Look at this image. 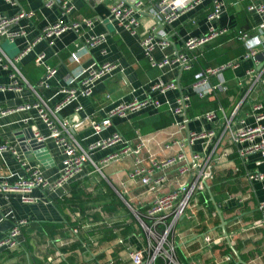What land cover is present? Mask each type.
<instances>
[{"label": "crops", "instance_id": "1", "mask_svg": "<svg viewBox=\"0 0 264 264\" xmlns=\"http://www.w3.org/2000/svg\"><path fill=\"white\" fill-rule=\"evenodd\" d=\"M222 2L224 10L213 23L207 21L212 11L210 0H202L191 11L180 15L165 27L168 46L164 50L154 49L148 55L140 45V37L153 23L147 13L141 15L138 36H131L110 20L108 6L111 1L74 0L71 13L65 17L59 6L46 8L43 0H19V7L0 0L2 15L14 16L21 9L33 12L30 20L19 22L25 37L9 42L18 49L14 58L32 44L30 52L16 65L26 82L18 84L20 91L9 87L11 72L0 65V111H9L0 115V144H9L22 152L20 139L33 135V128L41 136L47 134L35 110H20L36 100L32 88L48 105L55 107L66 97L62 90L79 89L88 71L100 70L105 64L112 67L94 79L91 95L77 96L58 112L63 119L72 120L76 116L83 122L81 129L75 132L81 145L88 146L115 132L132 144H136L138 138L144 139L148 143L141 157L148 164L151 155L158 162L175 156V150L163 149L173 140L182 141L188 155L193 152L204 156L208 152L202 151L203 140L189 144L187 131L214 133L211 146H216V150L209 162L211 179L195 189L189 208L167 237L176 264H264V213L259 209L264 203V180H248L250 173H264V158L254 154L243 162L229 140L223 117L224 114L230 120L231 131L251 127L255 125L252 107L264 104V69L260 81L253 85V79L246 75L252 63L242 60L245 48L240 38L244 33L250 36L258 33L259 18L247 11L248 0ZM148 5L149 1H145V6ZM82 19L92 20L93 25L90 28L82 26L78 32L66 31L52 44L46 40L33 44L45 27ZM212 26L227 29V34L194 52L185 49L188 38H199ZM90 36H104L105 40L90 48L85 45ZM3 41L5 39H0ZM71 53H77L78 63L71 60ZM39 54L44 55L46 66L56 70L47 80V87H38L45 75L44 65L35 62ZM176 54L190 57L191 67L196 58L205 60L207 56L205 69L233 64L222 72L224 91H216L204 99L191 96L186 113L190 121L181 131L174 126L176 118L170 112L178 92L150 90L159 82L174 83L182 93L190 94V85L182 77L186 70L175 62ZM165 57H170L171 62L161 68L150 63V58L161 63ZM259 65V62L255 65L258 71L262 68H258ZM210 82L213 84L215 78L211 77ZM220 96L226 99V106L216 100ZM146 99L158 101L161 106L113 117L111 125L99 133L90 129L91 122H101L118 106ZM77 107L80 110L75 113ZM208 111L217 113L215 121L196 120L193 116ZM42 144L48 154L45 164L36 159L30 161L39 163L43 175L53 180L61 168V149L51 140ZM122 147L123 144L118 143L106 150L91 152L90 156L101 166L103 159L119 154ZM40 150L41 146L37 152ZM134 161V156L112 159L102 167L103 175L86 168L59 190L34 191L32 196L37 201L32 204H23L18 192L0 191V239L16 220L27 221L21 228L18 247L0 249V264H131L126 250H144L147 246V237L138 218L150 225L146 213L155 200L175 191L187 180L177 174L178 166H175L162 172L167 182L159 191L148 192L128 178L135 168ZM21 175L17 161L9 153L0 154V185L12 184ZM169 221L168 218L167 223ZM157 231L161 233L163 228ZM205 237L211 239L210 243L204 242ZM162 263L157 259L155 264Z\"/></svg>", "mask_w": 264, "mask_h": 264}, {"label": "built area", "instance_id": "2", "mask_svg": "<svg viewBox=\"0 0 264 264\" xmlns=\"http://www.w3.org/2000/svg\"><path fill=\"white\" fill-rule=\"evenodd\" d=\"M73 1L74 0H43V5L46 8H52L56 5L59 6L61 14L66 17L73 9L71 5ZM105 1H111L108 6V16L110 20L123 28L131 36H138L142 13H147L151 16L153 23L143 33V36L140 37V45L145 53L149 55L154 49L164 50L168 46L169 35L165 27L173 24L183 13L191 11L194 6L199 4L202 0H131L128 2L123 0H98V2ZM145 1H149L148 7L145 6ZM5 2L11 6L19 7V0H5ZM210 2L212 11L207 16V21L213 23L220 18L224 10V3L222 0H210ZM248 2L247 11L256 14L259 18V23L257 24L258 33L253 36L244 33L240 38L245 48L242 60L252 63V66L246 71V75L253 79V85H255L260 81L264 69V64L259 71L255 67L258 63L255 59L256 56L259 53H264V3L263 0H248ZM32 16L33 12H25L22 9L14 16L0 14V39L14 42L15 39L24 38L25 31L19 26V22L21 20H30ZM92 25V20L82 19L80 22L67 24L58 23L47 26L43 29L42 35L38 37L33 44L40 40H46L49 44H52L55 38L66 31L72 30L78 32L82 26L90 28ZM226 34L227 29H218L212 26L203 36L199 38H188L184 46L188 52H194L206 44L215 42L218 38ZM104 40V36H90L85 40V45L92 48L104 42ZM31 47L32 44H28V46L14 59H9L0 49V65L3 69L10 70L11 72L9 75L11 80L9 84L10 88L20 91L18 84H26L16 65L23 56L30 52ZM70 58L75 63L79 61L77 53H71ZM191 60L192 59L186 54H176L175 56V62H179L181 68L184 70H189L191 68ZM35 62L45 67V75L38 83V87H47V80L55 75L56 70L45 65L43 54L36 56ZM170 62V57H165L161 63H156L150 58V63L153 67L161 68ZM111 67L110 64H105L100 70L88 71V76L80 83L79 89L62 90V93L65 94L66 97L55 107L48 105L36 93V90L32 88L33 92L36 94V100L33 103L23 106L20 110H35L38 119L46 128L47 134L41 136L35 131L36 129L33 128V138L40 143L45 140H51L57 148L61 149V168L57 176L53 180H50L43 175L39 163L30 161L26 155L9 144H0V154L9 153L17 161L22 171V175L12 184L6 182L2 183L0 185V191L18 192L20 194L19 200L23 204H32L37 201V199L32 196V193L36 190L43 192L59 190L86 168H91L94 172L103 175L102 167L106 166L110 160L113 159L117 161L123 157L134 156L135 168L129 174V180L138 182L140 185L147 188L148 192H157L167 182V178L162 172L178 166L176 170L177 174L180 177H187L186 182L180 184L175 191L162 195L155 200L154 206L146 213V218L149 220L150 225H147L138 218L147 237L146 249L132 250L128 248L126 250L127 257L131 264H155L157 259H161L163 262L162 264H176L173 259V248L169 246L167 237L177 221L189 208L190 200L195 189L199 186L206 185L208 180L211 179L209 162L216 150V146H211L214 133L205 130L198 133L187 131V142L189 144H192L195 140H203L201 144L202 151L208 152L204 156L193 152L188 155L184 150L183 142L180 140H173L165 144L163 149L167 152L175 150V156L168 157L166 160L158 162L153 158V155H151L148 164H145L144 158L141 157V152L146 149L148 143V141L144 139L138 138V142L132 144L129 141H124L120 134L115 132L88 146L81 145L75 137V132L81 129L83 122L77 119L76 116H74L72 120L63 119L58 114L59 109L64 104L75 100L77 96L89 97L91 95V84L94 79ZM231 67H233V64L229 63L215 68L205 69L196 76L195 81L189 86L190 94L182 93L179 86L174 83L164 84L159 82L153 84L150 90L160 93H165L169 90L178 92V97L174 101V106L170 108V112L173 117L176 118L174 126L181 131L187 128L190 121L186 113L190 108L191 96L194 95L200 99H204L216 91H224L225 87L222 79V72ZM211 77L215 78L213 84L210 82ZM149 106L159 108L161 103L148 99L144 101L136 100L129 104L118 106L107 115V118L101 122H91L89 127L94 133H99L111 125V118L116 116L123 117L128 112L132 113ZM79 110L80 107H77L75 113ZM252 111L255 116V125L235 131H231L230 120L223 114L226 122L225 131L229 132V140L236 146V153L243 162H246L248 157L254 154H259L264 158V104L254 105ZM8 112V110L0 111V115ZM194 118L196 120L204 119L207 122H213L217 118V113L215 111H208ZM118 143L123 144L121 152L103 159L100 162L101 166L91 158V152L106 150ZM248 180L251 182L262 181L264 180V173H250ZM259 209L264 213V203L259 205ZM168 218L170 219L169 223H167ZM26 224L27 221L24 219L16 220L0 239V249L17 248L19 245L21 228ZM161 227L163 231L159 233L157 228ZM210 241L211 239L209 237L204 238L206 244L210 243ZM56 257L59 258L60 254L57 253ZM225 259L228 260V258Z\"/></svg>", "mask_w": 264, "mask_h": 264}, {"label": "water", "instance_id": "3", "mask_svg": "<svg viewBox=\"0 0 264 264\" xmlns=\"http://www.w3.org/2000/svg\"><path fill=\"white\" fill-rule=\"evenodd\" d=\"M255 59L257 62L260 63V65L258 66V68H260L263 64L262 61L264 59V53H259ZM20 141L21 142L19 143V146L21 148V151L24 155L28 157L29 160L36 159V160L41 161L42 164H45V161H46L45 159L48 158V154L42 143L37 142L33 138V135H30L29 137H26L24 139H20ZM39 146L42 147V150H40V152H37L39 149ZM32 154L34 155V157L32 156Z\"/></svg>", "mask_w": 264, "mask_h": 264}, {"label": "trees", "instance_id": "4", "mask_svg": "<svg viewBox=\"0 0 264 264\" xmlns=\"http://www.w3.org/2000/svg\"><path fill=\"white\" fill-rule=\"evenodd\" d=\"M208 59H209L208 56L206 57L205 60L197 59V58L195 59L193 66L189 70H186L183 73L182 77L185 79V83H189L188 85H191L195 81L194 76L205 70ZM216 100H218L222 106H226V99L224 97L220 96ZM193 116L195 117L196 115L193 114ZM193 116L191 115V117Z\"/></svg>", "mask_w": 264, "mask_h": 264}, {"label": "rangeland", "instance_id": "5", "mask_svg": "<svg viewBox=\"0 0 264 264\" xmlns=\"http://www.w3.org/2000/svg\"><path fill=\"white\" fill-rule=\"evenodd\" d=\"M0 48L9 59H13L18 53V49L16 48L15 44L9 43L8 40L0 42Z\"/></svg>", "mask_w": 264, "mask_h": 264}]
</instances>
